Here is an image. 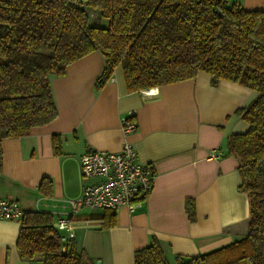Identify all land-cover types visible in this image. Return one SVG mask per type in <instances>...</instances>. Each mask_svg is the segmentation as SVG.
I'll use <instances>...</instances> for the list:
<instances>
[{"label": "trees", "instance_id": "16d2710c", "mask_svg": "<svg viewBox=\"0 0 264 264\" xmlns=\"http://www.w3.org/2000/svg\"><path fill=\"white\" fill-rule=\"evenodd\" d=\"M91 51L104 60L96 90L120 66L128 91L205 71L211 85L226 79L257 92L235 110L247 130L226 142L227 154L238 160L237 188L249 200L247 217L226 226L232 240L195 255L175 254L170 261L152 236L133 251V264H264V11L245 9L239 0H0V174L2 141L56 117L50 77L65 74L68 64ZM61 141L60 134L52 135L55 154H61ZM50 185L43 177L39 190L50 194ZM186 209L193 221V200ZM19 222L15 245L21 259L93 262L73 240L60 241L50 213L23 211ZM88 222L113 226L115 210L104 208Z\"/></svg>", "mask_w": 264, "mask_h": 264}, {"label": "crops", "instance_id": "0c3cea01", "mask_svg": "<svg viewBox=\"0 0 264 264\" xmlns=\"http://www.w3.org/2000/svg\"><path fill=\"white\" fill-rule=\"evenodd\" d=\"M239 1L245 9L264 11V0ZM103 64L100 52L91 51L68 64L65 74L50 77L57 115L2 141L0 197L17 201L22 211L47 209L53 222L66 199L80 193L78 157L90 148L117 151L127 141L153 167L152 189L136 209H116L117 222L107 228L88 222L104 209L77 212L73 242L93 261L89 264H133V251L152 236L170 261L175 254L195 255L230 242L233 234L226 226L247 217L249 200L237 188L238 160L227 154L226 142L230 134L247 130L235 110L250 104L257 92L226 79L211 85L205 71L148 88L149 94L128 91L120 66L96 90ZM122 118L133 120L135 128L124 133ZM53 134L62 136L61 154L53 151ZM43 177L51 180L50 194L39 190ZM19 226L0 218V264H42L38 257H19Z\"/></svg>", "mask_w": 264, "mask_h": 264}, {"label": "built area", "instance_id": "2783aa9c", "mask_svg": "<svg viewBox=\"0 0 264 264\" xmlns=\"http://www.w3.org/2000/svg\"><path fill=\"white\" fill-rule=\"evenodd\" d=\"M141 91L149 94L152 90ZM120 122L124 133L135 128V122L129 118H122ZM78 167L80 193L66 199L65 209L57 211L52 222L62 243L73 240L75 216L82 208L116 210L124 206L132 211L141 206L154 181L153 167L142 162L134 146L127 141L117 151L88 149L78 157ZM41 210L52 215L47 209ZM22 213L17 201L0 197L1 219L19 221Z\"/></svg>", "mask_w": 264, "mask_h": 264}, {"label": "rangeland", "instance_id": "374dc122", "mask_svg": "<svg viewBox=\"0 0 264 264\" xmlns=\"http://www.w3.org/2000/svg\"><path fill=\"white\" fill-rule=\"evenodd\" d=\"M97 18V17H96ZM105 22H106V19H103V24H105ZM87 211V210H86ZM102 211V209L101 208H95V209H93V210H91V212H98V213H100ZM95 264H96V262H95Z\"/></svg>", "mask_w": 264, "mask_h": 264}, {"label": "water", "instance_id": "95a60500", "mask_svg": "<svg viewBox=\"0 0 264 264\" xmlns=\"http://www.w3.org/2000/svg\"><path fill=\"white\" fill-rule=\"evenodd\" d=\"M96 264H99V261H96Z\"/></svg>", "mask_w": 264, "mask_h": 264}]
</instances>
